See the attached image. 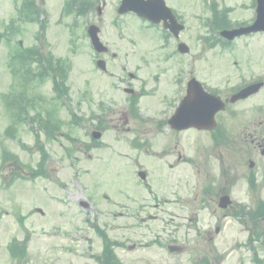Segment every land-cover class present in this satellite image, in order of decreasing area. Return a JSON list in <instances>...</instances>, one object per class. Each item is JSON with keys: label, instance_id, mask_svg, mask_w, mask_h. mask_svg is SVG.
I'll return each mask as SVG.
<instances>
[{"label": "rangeland", "instance_id": "1", "mask_svg": "<svg viewBox=\"0 0 264 264\" xmlns=\"http://www.w3.org/2000/svg\"><path fill=\"white\" fill-rule=\"evenodd\" d=\"M239 1L242 0H222V5L233 7L234 15H245L247 11L241 12L238 8ZM37 2L45 11V31L41 42L45 51H49L55 59H61L68 96L63 100L65 108L55 99L48 80L39 84L34 79L26 92L27 111L30 115H40L43 120L41 125L46 120L51 124L60 121L59 130L49 136L40 130L39 122H35L36 129L32 132L25 123L16 121L21 88H18V83L12 77L9 58L14 47L31 49L38 46L40 41L36 39L37 24L17 22V7L20 2L0 0V264H101L96 257L102 250V238L95 226L107 233L112 240L122 244L114 248L115 257L122 264H195L205 259L209 264H254L249 260L250 253L238 248V242L249 238V233L239 235L241 230L248 228L245 222L237 220L233 214L225 218L219 217L217 223H223V226L216 236L212 227H209L214 220L211 221L207 213L202 212L201 217L199 214L197 222L196 219H188L192 216L189 211L194 212V208H199L205 201L201 187L213 180L218 181L221 173L227 170L219 168L220 174L217 176L218 163L213 158L215 153L224 155L231 152V161L235 153V164L240 173L243 170L254 171L256 179L264 173V161L257 162L255 157L257 150L239 145L246 133L244 128L249 124L241 125L244 121L240 124L239 118L226 121L232 142L237 141L232 146L228 143L215 146L204 134L190 130L189 143L184 146V152L191 161L170 171L164 164L171 162V157L156 158L162 157L167 149L160 137L153 142L154 146L152 143L153 148L143 150L146 153L141 152L142 150L134 152L141 160L137 165L138 169L146 173L144 182L134 177V168L130 164L127 166L128 158L119 154V151L129 149L124 148L122 143H114L116 132H107L101 138L111 149L104 145L98 149L85 150L89 133L94 128L88 119L93 114H101L103 108L99 107L104 105V108L111 111L108 116L112 122L116 111L112 104L120 106L125 98L121 86L117 90L107 87L112 83L108 79L109 72L118 75L120 71L113 61L107 62L106 74L93 68L83 30L86 15L77 19L72 28L70 25L73 18L70 13L64 17L59 16V8L67 0ZM171 2L178 7L187 4V0ZM116 3L117 0H105L101 14H96V11L91 14L100 29L103 28L106 43L111 45L116 40L107 27L111 24V11ZM189 5L190 44L193 45L192 36L199 29L198 20L193 16L198 12L200 0H189ZM119 22L124 29H128L120 42L123 51H134L137 58L140 54L146 58L158 56L156 51L159 39L154 30L142 29L138 33L136 29L139 30L140 23L133 16H125ZM6 30L10 31V35H3ZM7 37L10 38V43L7 42ZM128 38L133 41L137 39V45L132 49ZM118 44L117 47H109L117 49ZM164 53L159 52V55ZM190 53L198 54L196 45L191 48ZM246 53L256 67H263L264 49L256 40H251ZM173 58L187 56L174 55ZM192 64L190 62V66ZM215 67L212 73L200 68V74L209 78L234 75L230 60L226 58H221ZM142 75L146 76L144 72ZM242 101L246 103L243 107L239 105L240 109H246L248 104L264 106V95L260 91ZM149 108V105L142 107V111ZM70 110L81 118L79 122L70 121ZM253 110L255 113V107ZM221 115L225 117L224 114ZM242 116L244 113L241 111ZM255 123L247 128L250 130L255 126L257 135L259 127L256 120ZM8 129L9 133H6ZM37 139L48 154L45 163L46 177L15 178L12 183L9 182L12 172L28 176L29 168L37 166ZM4 150L17 155L20 163L2 165ZM244 154L250 155L246 159L251 158L257 162L252 169L247 165L244 167ZM227 157L225 155V161H228ZM209 173L211 178L207 180L205 176ZM230 178L224 176L223 180L229 183ZM243 183L244 181L241 188L238 186L239 190L230 194L234 202L249 204L251 198ZM214 194L215 191L211 193ZM262 197L264 199V192ZM163 199L168 202L152 208L154 203L160 204ZM82 204L85 206H81ZM211 209L212 207L208 211ZM120 213L122 216H119ZM147 213H152L155 217L140 221V216L146 218ZM208 230L215 237L212 242L207 238ZM23 242L24 253L19 258H12L9 250L17 244L21 246ZM171 244L182 246L183 252L170 253L167 247ZM211 248L214 250L211 251ZM262 255L264 256V250Z\"/></svg>", "mask_w": 264, "mask_h": 264}, {"label": "flooded vegetation", "instance_id": "2", "mask_svg": "<svg viewBox=\"0 0 264 264\" xmlns=\"http://www.w3.org/2000/svg\"><path fill=\"white\" fill-rule=\"evenodd\" d=\"M166 4L170 6L167 0ZM239 5L240 8H238L241 12L247 11L245 15H234V10L226 11L225 13L221 12L222 0H204L201 7H198L197 20L199 29L192 36L193 45L190 44L189 0L182 7L171 6L175 18L183 26V29L178 35H174L164 29L162 22L152 24L141 19L145 28L154 30L157 39H159L158 49L156 51L158 56H155V58H118L117 54L111 52L109 55L108 51L99 56L93 54L95 59H103L106 64L111 61L116 63L115 66L122 75L118 74L120 75L118 76L114 72H109L108 79L112 83L107 87L117 90L121 86L125 98L120 106L112 104L116 108L112 122H110L109 113H107L106 117H102V126L93 124V122L92 126L95 125L94 128L101 131L104 135L110 131L117 133L114 135V143H122L124 148L129 149L119 151V154L122 155L121 157L129 159L127 164L128 166L129 164L134 166L136 173L139 172L137 165H139L141 160L139 155H136L134 152H140L142 150L141 152L146 153L143 150H148L147 147L151 146L153 142L155 143L160 137L163 138L165 143L164 147L167 149H165L166 152H164L162 157L156 158L171 157L174 162L167 164L169 169L175 168L180 161L184 160L185 154L183 147L189 141V131L197 130L192 128L181 131L174 130L169 123L182 100L188 94L191 79L197 81L195 82L197 89L199 86V88L201 87L206 92L218 95L224 100L251 83L257 81L263 82V80L252 79L244 83H239L238 85V82L244 80V78L251 79L255 76H260L262 79L264 76V65L263 67H256L246 53L251 40H256L258 45L264 49V32L242 34L232 41L223 39L220 36L223 30L244 28L254 21V0L239 1ZM102 29L100 32L105 37ZM107 29L110 35L115 30L119 34V25L112 23ZM179 43H186L189 46L190 49H188L186 55H180L177 52ZM195 45L198 48V54L194 58H188L191 48ZM159 52L165 53L164 55H159ZM174 55L181 57L187 56V58H173ZM221 58L230 60L231 70L234 72L233 76L216 77V79L200 74V68L206 70L207 73H212L216 68V63ZM190 62L193 63L192 66H190ZM142 72L146 76H143ZM234 79L235 81L232 82ZM127 97L129 98L127 99ZM236 104H226L225 107L230 109ZM147 105L150 108L143 112L142 107ZM218 114L216 113L214 115L216 125L213 129L201 131V133L205 134V136L207 135L209 140L213 142L215 140H222L220 129L217 128ZM253 123H255L254 119L248 124ZM263 124L264 120L258 121V125L262 126ZM249 136V141L244 138V144L253 151L257 150L258 155L264 156V139L258 138L254 133H249ZM108 149H111V147ZM162 151L164 150L162 149ZM219 158L220 164H225L223 156L220 153L217 155V159ZM235 162L236 157L233 158V162H226L227 167L230 169L225 173L229 176L231 169H233L235 173V176L232 175L234 177V183L230 182L228 188L220 190L216 195L217 197L224 195L227 189L230 191L236 190L239 185V180L245 175L244 173H238ZM260 192L258 190V194ZM208 201L213 205L215 203L212 197H209ZM237 206V204H231L230 208L234 212L238 210ZM205 210H207L206 206H201L199 209L195 207L194 212L189 211L192 214L189 220H193L194 218L198 219L199 214L201 217V213ZM216 212L217 209L214 208L211 211V217ZM221 212L222 216L228 214L227 210ZM250 249L252 252L260 249V253H263L264 244L258 247L250 246Z\"/></svg>", "mask_w": 264, "mask_h": 264}, {"label": "water", "instance_id": "3", "mask_svg": "<svg viewBox=\"0 0 264 264\" xmlns=\"http://www.w3.org/2000/svg\"><path fill=\"white\" fill-rule=\"evenodd\" d=\"M160 6H163V1L159 0ZM153 1H144V0H123V6L124 8L121 10L122 11H126V10H131V11H135L137 12L139 15L147 17L151 20H154L153 16L149 15V11L152 10V8L155 6L153 3ZM257 13H258V17H257V21L255 22L256 26H262L264 25V0H257ZM255 28H251L250 30H254ZM226 33H231V32H226ZM239 34V32H237ZM234 35L231 33V36ZM190 125H193V123H191ZM98 135H96L95 137H98ZM227 203V199L223 198L221 201V205L225 206ZM179 249V248H176Z\"/></svg>", "mask_w": 264, "mask_h": 264}, {"label": "trees", "instance_id": "4", "mask_svg": "<svg viewBox=\"0 0 264 264\" xmlns=\"http://www.w3.org/2000/svg\"><path fill=\"white\" fill-rule=\"evenodd\" d=\"M35 9V8H34ZM35 13L34 12H30V15L27 17H32ZM48 135L50 136L51 134L48 133ZM37 143H38V139H37ZM38 148L40 150H42V146L38 143ZM98 234L102 237L103 239V258H102V264H118L117 260L112 252V250L110 249V245H109V240L108 238L105 236L104 232L100 229H97Z\"/></svg>", "mask_w": 264, "mask_h": 264}]
</instances>
